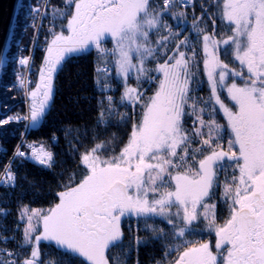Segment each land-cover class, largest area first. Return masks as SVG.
<instances>
[{"label": "snow or ice", "instance_id": "snow-or-ice-1", "mask_svg": "<svg viewBox=\"0 0 264 264\" xmlns=\"http://www.w3.org/2000/svg\"><path fill=\"white\" fill-rule=\"evenodd\" d=\"M28 18L34 43L48 22L38 78L19 49L8 90L27 111L0 128L38 127L60 74L93 53L97 115L64 129L75 167L47 191L12 164L53 170L58 137L21 133L0 186L36 198L0 222V264H141V248L147 264H264V0H39Z\"/></svg>", "mask_w": 264, "mask_h": 264}, {"label": "trees", "instance_id": "trees-1", "mask_svg": "<svg viewBox=\"0 0 264 264\" xmlns=\"http://www.w3.org/2000/svg\"><path fill=\"white\" fill-rule=\"evenodd\" d=\"M22 2V10L20 9L18 11L15 18V28L10 43L11 51L8 57V63L2 67L3 73L0 77V119L14 115L17 112L21 114L26 112L23 93L16 90H8L12 88L16 80L14 70L19 68V63L16 59L19 43L20 45L22 43L27 44L33 34V30L30 27L27 28L25 33H22L28 25L24 14L26 0H22ZM52 2L59 4L61 0H52ZM44 25V28L41 30V42L45 41V33L48 25L47 20L44 21ZM42 55L43 52H37L35 54L34 60L36 67L32 71L33 80L36 79L38 74ZM93 55L94 53L74 59L68 65L67 70L60 74L57 81L55 100L50 113L47 114L46 119L37 128L28 129L26 134L27 141L29 143L35 142L37 147L40 146L41 142L46 144L50 143L53 133L56 134L58 142L52 147L55 153L56 167L53 170H48L29 162H24L23 164L21 162H15L12 164L13 170L19 177L26 175L28 180L34 181L38 188L42 187L45 191H47L50 184L53 186L57 184L58 177L56 174L61 171V166L66 169L75 167V162L69 152L68 142L64 136V129L69 125L74 128L85 124L91 127L95 123L97 115L96 97L98 93L95 90V84L92 79ZM34 85L33 83L32 87ZM115 95L118 98L119 91ZM2 107H6L4 113L2 112ZM117 131L118 129L111 127L106 130V133L102 130L101 136L102 134L105 136L106 134ZM122 131V129L119 130L121 133ZM21 133H25L24 122H13L0 128V170L7 164L16 145L19 144ZM87 143H91V140L87 141ZM1 151H5L6 154H3ZM35 198L36 190L30 188L28 183L23 179L18 180V186L14 190L0 188V207H7L11 210V214L6 220L0 219V222L6 224L8 229L11 230L17 222L16 208L18 201L23 200V202L27 203ZM33 206L37 205L34 204ZM124 230L127 234V224L124 225ZM133 234H135V225H133ZM8 246L14 247L11 243ZM150 251L151 249L149 248L140 249L139 259L141 264H147Z\"/></svg>", "mask_w": 264, "mask_h": 264}, {"label": "water", "instance_id": "water-1", "mask_svg": "<svg viewBox=\"0 0 264 264\" xmlns=\"http://www.w3.org/2000/svg\"><path fill=\"white\" fill-rule=\"evenodd\" d=\"M18 1L19 0H0V56H4L15 19Z\"/></svg>", "mask_w": 264, "mask_h": 264}, {"label": "built area", "instance_id": "built-area-1", "mask_svg": "<svg viewBox=\"0 0 264 264\" xmlns=\"http://www.w3.org/2000/svg\"><path fill=\"white\" fill-rule=\"evenodd\" d=\"M36 1H38V0H35V2ZM30 24H31V20H30ZM14 25H15V19H14V22H13V31H14ZM32 29V28H31ZM33 30V29H32ZM33 35H34V30H33V34H32V36H31V38H30V40H29V42L27 43V44H24V47H23V49H25V51L23 52V55H25V56H28L29 54H32L34 57H35V54L37 53V52H43L42 51V48H43V45H44V42H41V40H40V37H41V31L39 32V35H38V37H37V40H36V42L34 43L33 42ZM11 38V34H10V36H9V39ZM9 39H8V42H7V46H9ZM44 41V40H43ZM7 46H6V49H5V52H4V56H6L5 54H7ZM1 72L2 71H0V74H1ZM25 75H27V71L25 70ZM31 79H32V81H33V72L31 73ZM25 105V104H24ZM26 111H27V109H26ZM21 123H23V122H21ZM27 131L28 130H26L25 129V134H27ZM20 142H21V140H20ZM19 142V143H20ZM28 142V141H27ZM25 151H27V149H24ZM15 151V150H14ZM13 151V152H14ZM3 154H6V152L5 151H1ZM12 156H13V153H12V155H11V157L9 158V160L12 158ZM9 160H8V162H7V164L9 163ZM15 162H20V160L19 159H17ZM25 162H29V163H32V164H35L34 162H32V161H25ZM4 168V167H3ZM3 168L0 170V172H2L3 171ZM0 188H4L3 186H0ZM4 189H6V188H4Z\"/></svg>", "mask_w": 264, "mask_h": 264}, {"label": "bare ground", "instance_id": "bare-ground-1", "mask_svg": "<svg viewBox=\"0 0 264 264\" xmlns=\"http://www.w3.org/2000/svg\"><path fill=\"white\" fill-rule=\"evenodd\" d=\"M35 2V0H26V3H25V6H24V14H25V20L28 22V25L30 24V19L28 18V11H29V8L28 6L32 5L33 3ZM22 5H23V2L22 0H19L18 1V5H17V8H16V13H15V18H16V14L18 13V11L21 9L22 10ZM14 28H15V25H14ZM12 31L10 32L11 34V38L9 39V46H7V54L6 56L9 57L10 55V43H11V40H12V36H13V25H12ZM23 33V32H22ZM24 45H20L19 43V47L17 49V53H16V59L18 61V53H19V49L23 48ZM20 70V65H19V68L14 70V76H15V79H16V71ZM2 71V70H1ZM16 84V80H15V83Z\"/></svg>", "mask_w": 264, "mask_h": 264}, {"label": "rangeland", "instance_id": "rangeland-1", "mask_svg": "<svg viewBox=\"0 0 264 264\" xmlns=\"http://www.w3.org/2000/svg\"><path fill=\"white\" fill-rule=\"evenodd\" d=\"M39 2V0L38 1H36V2H34L32 5H35V4H37ZM28 8H29V6H28ZM26 28V27H25ZM25 28H24V30L22 31L23 33H25L26 31H25ZM12 31V30H11ZM22 45H24L23 43H22ZM6 55V54H5ZM8 58V57H7ZM4 65H6V64H3V65H1V70H2V67L4 66ZM2 73H3V70H2V72H1V74H0V77H1V75H2ZM37 78H38V74H37V76H36V79L35 80H33V83L35 84V81L37 80ZM35 86V85H34ZM33 86V87H34ZM204 93H201V95H203ZM5 108L6 107H2V112L4 113L6 110H5ZM122 111V110H121ZM37 128V127H36ZM35 129V128H34ZM104 135L102 134V137H103ZM22 226V225H21ZM205 238H207V237H205ZM213 238V240H212V244L214 245V236L212 237Z\"/></svg>", "mask_w": 264, "mask_h": 264}]
</instances>
